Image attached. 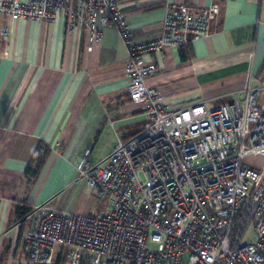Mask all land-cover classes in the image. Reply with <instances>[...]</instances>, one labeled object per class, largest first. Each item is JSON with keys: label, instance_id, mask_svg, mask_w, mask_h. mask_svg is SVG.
<instances>
[{"label": "built area", "instance_id": "2783aa9c", "mask_svg": "<svg viewBox=\"0 0 264 264\" xmlns=\"http://www.w3.org/2000/svg\"><path fill=\"white\" fill-rule=\"evenodd\" d=\"M123 0H0V40L21 19L66 18L90 43L112 26L127 51L128 93L146 126L119 141L103 164L83 160L88 186L107 199L99 214L45 204L26 215L24 243L35 264H264V107L249 76L245 96L172 107L146 79L157 55L211 34L219 4L201 11L169 3L161 34L137 42ZM254 239H245L248 230Z\"/></svg>", "mask_w": 264, "mask_h": 264}, {"label": "crops", "instance_id": "0c3cea01", "mask_svg": "<svg viewBox=\"0 0 264 264\" xmlns=\"http://www.w3.org/2000/svg\"><path fill=\"white\" fill-rule=\"evenodd\" d=\"M215 2L211 34L167 47L147 84L159 88L172 107L198 100L216 106L234 93L245 96L253 76L264 107V0H123L121 8L135 40L145 42L161 34L169 3L201 11ZM66 26L63 16L25 18L0 40V264L23 255L29 260L27 223L18 218L17 203L93 214L71 205L89 189L83 160L103 164L119 141L148 122L143 105L128 93V51L115 28L106 27L92 44L86 32ZM40 143L51 151L29 184L26 168Z\"/></svg>", "mask_w": 264, "mask_h": 264}, {"label": "rangeland", "instance_id": "374dc122", "mask_svg": "<svg viewBox=\"0 0 264 264\" xmlns=\"http://www.w3.org/2000/svg\"><path fill=\"white\" fill-rule=\"evenodd\" d=\"M263 161H264L263 156H249L246 158V162H248L252 166L255 165L256 167H260ZM71 205L76 207L84 206L93 209V214H95L96 212H104L106 210H109V204L107 202V199L101 196L96 190H92L90 188L88 189L87 192L86 191L80 192L79 196L71 201ZM254 238H255L254 231L252 228H250L248 230L245 239L251 240ZM7 264H34V263H32L23 255L22 258H20L16 262L7 263Z\"/></svg>", "mask_w": 264, "mask_h": 264}, {"label": "trees", "instance_id": "16d2710c", "mask_svg": "<svg viewBox=\"0 0 264 264\" xmlns=\"http://www.w3.org/2000/svg\"><path fill=\"white\" fill-rule=\"evenodd\" d=\"M182 56L185 58L184 52H182ZM50 147L45 143H40L37 147L33 158L31 159L30 163L26 168V179L29 184H32L36 178L38 177L41 169L43 168L48 155L50 153ZM34 206L27 204V203H17L16 206V214L18 218L23 219L26 215H28Z\"/></svg>", "mask_w": 264, "mask_h": 264}]
</instances>
